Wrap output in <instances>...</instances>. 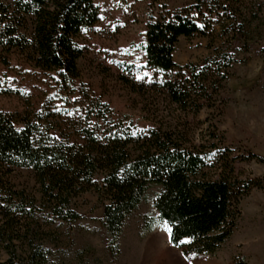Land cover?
I'll return each mask as SVG.
<instances>
[{
	"label": "rangeland",
	"instance_id": "obj_1",
	"mask_svg": "<svg viewBox=\"0 0 264 264\" xmlns=\"http://www.w3.org/2000/svg\"><path fill=\"white\" fill-rule=\"evenodd\" d=\"M93 1L98 22L76 39L82 56L74 80L64 82L57 72L37 68L25 53L0 48V112L12 115L16 129L24 119L37 122L67 145L83 144V129L154 131L180 139L186 149L228 159L248 152L264 159V0ZM197 6L200 12L190 13L206 34L178 39L173 61L182 76L178 70L149 69L147 24ZM222 59L230 61L219 70L225 79L218 70L212 72L204 82L207 96L192 94L194 102L184 109L170 101L161 82L190 79L187 65L200 69ZM207 172L211 179L220 174L215 168ZM230 176L263 186L238 200L237 224L214 254L190 256L184 255L188 242L173 246L168 225L158 219L153 207L157 186L147 189L114 237L103 224L106 201L96 192L72 198L70 209L78 218L61 220L50 214L31 170L15 169L9 180L15 191L34 199L38 239L52 264H264V161L237 160ZM95 180L101 182V173Z\"/></svg>",
	"mask_w": 264,
	"mask_h": 264
},
{
	"label": "trees",
	"instance_id": "obj_2",
	"mask_svg": "<svg viewBox=\"0 0 264 264\" xmlns=\"http://www.w3.org/2000/svg\"><path fill=\"white\" fill-rule=\"evenodd\" d=\"M192 10L199 13L200 7L161 15L147 24L144 52L149 69L181 74L182 68L173 61L178 39L206 34L191 16ZM97 22L93 0H0V48L25 53L37 68L72 81L78 77L77 61L82 56L76 39ZM229 64L222 59L200 69L187 65L190 79L164 80L161 86L170 101L184 109L194 102L192 94L207 96L204 82L212 72L218 70L220 79H225L219 70ZM100 117L105 120L104 113ZM13 120L0 112V264H52L38 239L34 199L18 193L10 183L9 176L18 168L33 172L50 214L61 220L78 218L70 209L72 198L96 192L106 201L103 224L114 237L121 234L147 189L159 187L153 207L159 221L169 227L170 243L188 242L185 256L214 254L237 224L238 200L263 186L258 180L230 176L237 160L264 161L252 153L228 159L183 148L180 139L169 133L141 134L120 127L103 134L83 129L84 143L67 145L37 122L24 119L23 127L16 129ZM209 168L220 172L216 179L207 176ZM99 173L100 183L95 180Z\"/></svg>",
	"mask_w": 264,
	"mask_h": 264
}]
</instances>
